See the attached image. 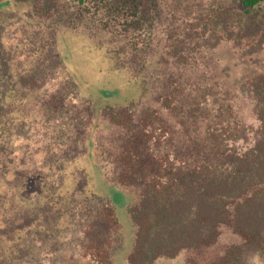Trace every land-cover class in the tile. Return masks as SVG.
Returning <instances> with one entry per match:
<instances>
[{
  "label": "trees",
  "instance_id": "1",
  "mask_svg": "<svg viewBox=\"0 0 264 264\" xmlns=\"http://www.w3.org/2000/svg\"><path fill=\"white\" fill-rule=\"evenodd\" d=\"M262 4L241 0L244 12ZM141 8L142 0H0V264H120V211L97 192L96 181L130 192L125 213L132 243L124 264H239L244 253L264 257V75L247 86L257 124L247 146H231L248 141L228 134L231 125H240L232 94L207 84L205 101L186 94L173 110L183 121L206 104V119L199 122H206V135L200 144L191 141L206 148L202 163L194 159L186 174L177 169L172 183L153 176L143 182L130 169L141 167L134 164L142 156L134 131L111 120L126 97L102 92L104 100L119 97V105L109 106L114 113L96 100L84 101L90 82L84 79L82 87L60 53L63 39L76 36L96 56L114 50L130 65L124 71L137 66L126 87L133 104V114L127 113L137 115L139 97L161 68L159 40L156 51L137 41ZM45 72V82H32ZM172 76L168 72L162 81L172 82ZM83 103L79 115L76 106ZM224 126L226 133L216 130ZM166 148L153 147L159 167L170 154L178 157Z\"/></svg>",
  "mask_w": 264,
  "mask_h": 264
},
{
  "label": "rangeland",
  "instance_id": "2",
  "mask_svg": "<svg viewBox=\"0 0 264 264\" xmlns=\"http://www.w3.org/2000/svg\"><path fill=\"white\" fill-rule=\"evenodd\" d=\"M141 10L145 19L141 25L138 24L142 34L140 33L137 41L140 47L149 44L150 51L151 47L156 48L159 40L161 68L153 72L154 78L159 79L148 82L150 84L145 86L144 95L139 97L140 105L135 107L138 110L137 115L127 113L133 114V108L130 107L133 104L128 99L132 97L126 88L131 83L129 81L133 80L135 74L132 71L136 72L137 66L124 71V64L127 63L114 50L108 53L99 52L100 55L96 56L93 48H90L91 45L76 36L67 37L66 41L63 39L60 53L75 68L82 87L83 84L88 85L85 81L90 82V92L84 94V101L96 100L100 108L111 113L113 111L109 106L118 104L114 100L126 97L121 100L126 106L111 120L134 131L137 151L142 155L139 159L134 157V161H138L134 164L141 167L130 169L143 182L153 176L158 179L156 182L166 184L177 178V169H182L183 173L190 170L197 163L194 159L202 163V151L206 149L203 146L196 149L191 142L200 144L206 135V122L199 123L206 119V104L197 113H186L183 121L181 116L173 112L179 106L178 100H188L186 94L191 97L190 100L205 101L206 96L203 93L207 84L211 88L219 84L230 91L234 98V114L240 119V125H231L228 134H243L248 139L247 143L236 139L238 144L231 145L232 147L238 149L247 146L251 137L249 133L257 130V124L253 121V100L247 86L257 75H264V5L252 9L251 12H244L241 0H142ZM86 57L92 63L87 62ZM164 64L169 65L168 69ZM127 66H130L129 63ZM168 72L174 76L173 81H162V76L165 77ZM118 74L122 79L118 80ZM48 78L49 73L45 72L41 78L33 77L32 82H45ZM148 89L150 93L147 92ZM84 90L85 87L83 92ZM105 90H114L113 93L119 97L104 100L102 92ZM140 94H143V88ZM94 104L97 105L96 102ZM86 107L84 103L76 106L79 115ZM185 107L181 109L184 113L189 110ZM191 121L198 123L192 124ZM225 127L216 130H223ZM166 143L168 149L164 147ZM156 145L166 148L168 153L169 150L175 152L178 157L169 153L168 159H163L165 163L159 167L162 160L153 151ZM194 153H198L197 159ZM180 158L183 162L175 161ZM146 162H154L155 169ZM168 168L171 170L168 171ZM95 185L97 192L114 201L120 211L124 246L119 255L120 264H124L132 243L131 225L125 213V203L130 198V192L121 193L99 181ZM77 245L81 246V243ZM78 246L75 247V257L81 259L78 255L81 249ZM61 261L65 262V259L62 258ZM239 264H264V257L254 252L244 253Z\"/></svg>",
  "mask_w": 264,
  "mask_h": 264
}]
</instances>
